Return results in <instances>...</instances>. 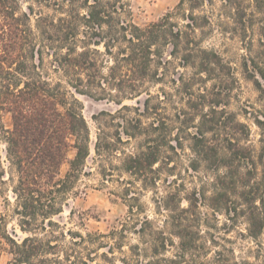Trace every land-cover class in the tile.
<instances>
[{
    "label": "trees",
    "instance_id": "1",
    "mask_svg": "<svg viewBox=\"0 0 264 264\" xmlns=\"http://www.w3.org/2000/svg\"><path fill=\"white\" fill-rule=\"evenodd\" d=\"M212 3L179 0L158 20L141 25L126 0H34L26 10L19 0H0V138L7 162L5 169L0 154V189L7 181L12 183L13 212L20 229L29 234L17 240L0 225V252L12 255L10 264L73 263L60 243L61 237L72 233L62 230L54 217L63 212L80 175L85 174L90 131L71 90L120 106L115 112L101 111L94 116L99 121L104 117L95 151L106 161L123 154L121 168L146 184H157L161 162L169 167V151L176 149L173 127L178 120L179 130L186 129V136L175 138L178 144L188 139L197 160L214 157L217 168H227L218 180L222 190L209 197L211 206L217 207L221 197L233 189L245 207L242 211L251 235H258L263 227L258 207L261 196L252 184L256 161L251 148L230 133L218 143L212 142L207 134L221 120L213 123L207 113L199 114V126L193 124L200 109L208 105L216 112L221 103L209 98L202 82L215 79L222 88L227 87L228 79L238 82L231 63L217 50L203 46L213 23L204 7ZM180 67L191 70L189 78L178 72ZM242 70L264 94V55L244 57ZM175 73H179L178 79ZM160 82L179 85L183 106L177 108L175 120L161 110L172 96L165 88L163 97L152 92ZM126 100H136V105L125 104ZM3 115L9 116V127L3 124ZM256 123L262 127L264 120L256 118ZM192 125L195 132L189 131ZM107 126L115 127V132ZM232 127L249 135V128L239 120ZM132 140L137 144L135 151L119 152L120 144ZM71 149L75 154L68 160ZM67 161L69 167L62 173ZM240 163H251L252 168L242 172ZM101 168L105 181L113 178L110 168L105 164ZM159 201L170 211L167 223L171 234L180 239L181 259L155 258L142 264H183L185 253L198 247L190 228L197 204L189 200V206L183 208L182 197L175 191ZM129 212L132 217V207ZM145 223L150 227V249L158 256L172 238L151 226L148 219ZM76 260L89 264L80 256ZM194 264L251 263L218 255Z\"/></svg>",
    "mask_w": 264,
    "mask_h": 264
},
{
    "label": "rangeland",
    "instance_id": "2",
    "mask_svg": "<svg viewBox=\"0 0 264 264\" xmlns=\"http://www.w3.org/2000/svg\"><path fill=\"white\" fill-rule=\"evenodd\" d=\"M19 1L21 9L26 10L34 0ZM126 1L131 7L134 20L141 25L158 20L173 10L179 2ZM204 11L212 17L213 23L204 36L203 46L217 50L231 63L238 82L228 79L226 88L219 86L215 79L202 82V86L207 87L209 98L221 100V103L216 112L208 105L200 109L193 124L199 126V114L207 113L213 123L220 120L223 123L218 122L220 125L207 134L212 142L218 143L226 133H230L235 134L242 144L251 148L256 161L252 184L261 196L258 207L262 229L258 235H251L247 218L242 211L245 207L233 193V189L221 197V203L217 207L211 206L209 197L217 190H222L218 180L227 172V168H217L213 164L214 157H210L208 161L197 160L195 153L190 149L191 141L188 139H183L182 144H178L175 138L179 135L186 136L183 132L185 128L179 130L181 124L178 120L173 127L172 138L176 149L169 151L172 156V160L168 162L169 167L161 162L157 184H146L142 178L130 175L121 168L123 154L109 161L99 158L96 154L98 126L104 117L99 121L94 116L101 111L115 112L120 106L113 101L95 99L71 90V95L78 100L80 111L89 126L90 153L85 162V174L80 175L63 212L54 217L62 230L72 233L66 234L65 238L61 237L60 240V243L64 244V254H69L73 259V263L66 260L64 264H78L77 256L84 258L89 264H142L155 258L181 259L180 239L171 234V227L167 223L170 211L162 207L159 201L172 191L178 192L182 197L183 208L189 206V200L197 204V216L195 220H190V228L193 232L191 237L196 240L198 247L185 253L183 264H194L206 256L213 260L218 255L240 263L264 264V124L260 127L256 123V118L264 120V94L242 70L244 57L257 58L264 55V0H213L212 4L204 7ZM178 72H184L187 78L191 75L190 69L186 71L182 67ZM178 74L175 73V79H178ZM178 86L160 82L152 87L154 94L163 97L162 88H165L172 96V100L166 102L161 110L164 116L173 120L176 118L177 108L183 106L179 99L181 94ZM221 92L222 95H219ZM125 104L135 106L136 100H126ZM234 120L245 123L249 128V135L244 134L242 129H234ZM2 121L5 127H9L8 115H3ZM144 121L148 119L145 118ZM194 125L190 126V132L197 130ZM106 129L112 133L116 130L110 126ZM122 137L123 140L126 139L125 135ZM136 149L134 140L119 145V152H131ZM0 154L6 169L5 144L1 138ZM74 154L75 150L71 149L67 159L70 160ZM102 164L112 170V179H103ZM240 166L242 172L252 168L251 163H240ZM68 167L67 161L63 164L61 172L65 173ZM11 185L12 183L7 181L2 185V190L0 189V225L15 239L21 240L29 234L20 229L19 218L13 212ZM131 207L134 210L132 217L129 212ZM146 219L150 221L151 226L166 232L172 238V242L165 250H161L158 256L150 249V227L145 223ZM11 259L9 252H0V264H10Z\"/></svg>",
    "mask_w": 264,
    "mask_h": 264
}]
</instances>
